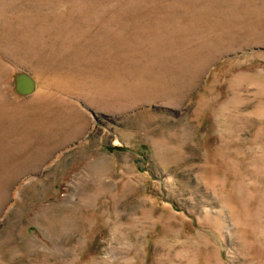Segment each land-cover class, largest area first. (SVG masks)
<instances>
[{"label": "rangeland", "instance_id": "rangeland-1", "mask_svg": "<svg viewBox=\"0 0 264 264\" xmlns=\"http://www.w3.org/2000/svg\"><path fill=\"white\" fill-rule=\"evenodd\" d=\"M0 264H264V0H0Z\"/></svg>", "mask_w": 264, "mask_h": 264}, {"label": "water", "instance_id": "water-1", "mask_svg": "<svg viewBox=\"0 0 264 264\" xmlns=\"http://www.w3.org/2000/svg\"><path fill=\"white\" fill-rule=\"evenodd\" d=\"M16 91L21 94H29L33 91L35 83L27 75H17L15 77Z\"/></svg>", "mask_w": 264, "mask_h": 264}]
</instances>
